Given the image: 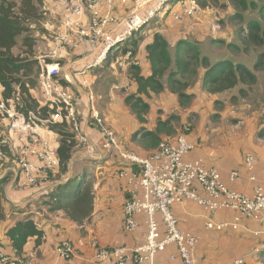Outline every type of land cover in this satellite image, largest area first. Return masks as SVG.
I'll list each match as a JSON object with an SVG mask.
<instances>
[{
  "label": "crops",
  "instance_id": "1",
  "mask_svg": "<svg viewBox=\"0 0 264 264\" xmlns=\"http://www.w3.org/2000/svg\"><path fill=\"white\" fill-rule=\"evenodd\" d=\"M44 7L45 15L48 17L45 26L50 32L49 35H43L45 40L46 36L50 38V41H47L51 44L46 52L48 54L54 46L55 35L64 29L63 26L70 16L59 0H44ZM132 8V1L127 6L117 5L114 9V15L118 19L124 18L132 11ZM226 11L228 12L223 13V15L218 13V16H221L219 22L230 27L229 22L236 13L232 6H228ZM167 17L169 16L167 15ZM217 18L205 14L201 16V23H194V25L190 21L177 22L167 18L162 20L165 25L163 24L158 30L149 32L143 37L140 34L141 41L137 48H134V51L139 63L136 67L139 68L141 76L147 78L152 74L147 48L153 43L156 35H161L171 47L172 51H170L174 53L176 45L181 41H189L194 44H201L206 38L217 41L209 35L210 22L215 21ZM87 20V16L83 18L84 23H87ZM224 29L218 40L225 42L233 39L228 34L231 31L230 28ZM189 31L190 33L194 31L195 36H187V34H190ZM131 42L132 40L128 44H131ZM119 50L111 52L103 66L86 71L84 75L75 76L74 73L82 70L88 59L95 53V50L90 46L84 47L78 52L62 54L55 62H58L62 69V78L69 76L71 82L63 79V85L71 90L77 98L78 113L82 118L80 122L86 133L97 138L96 133L87 126L86 120L93 108L104 115L101 110L97 109V105H102L101 99H103L104 94V98L106 100L109 98L111 101L112 109V114L109 113V121H106L108 126L116 132L120 144L122 143V149L128 153H136L142 157H147L157 148L140 146L139 142H133V135L142 128L153 131L157 126L158 119L166 120L173 114V111L175 112L181 108L178 97L169 91L159 95L153 94L150 99L144 97L151 109L146 116V124L141 125L125 102L129 95L137 92L138 84L133 74L134 67L130 65L131 63L125 54L121 56L113 55L115 51ZM44 55H40L35 59L38 65ZM47 61L49 63L54 62V60ZM114 69H116L114 81L108 87L104 84V76L106 71ZM200 78H202V74H199ZM126 82L130 83V88H124ZM197 86L189 90V93L195 96V103L193 104H196L197 101L201 102L203 98L206 100L208 96H213L204 92L198 94L202 90L200 80ZM0 96L3 98L1 89ZM155 96H157V101L153 98ZM196 96L199 98H196ZM36 98L40 101L37 93ZM41 130L43 137L50 141L54 148L58 149L60 143L58 135L44 127ZM5 136L4 138V135L0 133V139H3L1 142L8 144L10 152L13 145L21 146L19 139L11 135L9 130L5 132ZM165 139L163 137L162 140ZM189 140L197 146L193 155L195 158H201L208 166L217 169L224 183L230 189L248 196L252 195L255 184L250 180L251 173L246 169L245 157L252 155L256 159V168L252 174L256 177L257 184L264 187V139H260L258 143L254 142L248 145L245 150L242 146L237 147L238 144H236L235 147L227 146L217 151L208 149L198 132L196 136H191ZM76 160L88 159L78 156ZM89 161H92V164L98 165V167H90L91 170L85 167H72L74 164V160H72L68 173L61 174L58 168L52 173L50 183L37 188H22L19 182V167H3V164H0V180L6 175L10 177L5 187L3 201L5 219L0 220L1 253L12 254L14 252L15 249L7 237V232L15 223L27 218H31L38 229L44 232V238L40 245H37L36 238H31L21 252L33 264H115L113 260L101 261L97 259V253L101 249L120 246L138 247L145 243L147 227L144 216L137 218L139 227L135 232L126 233L123 230V208L128 200V194L126 193V181L119 177V171L122 168H127L128 164L114 157ZM233 171L241 173L240 180L235 183L230 181V174ZM74 175H78V182L81 178L86 177L92 184L94 193L93 210L82 224L70 218L64 210H51L56 202L55 199H52V195L58 194V189L62 185L69 181L72 182L75 178ZM173 212L179 221L180 228L198 238L196 251L198 264H231L239 258H246L249 264H264V255L251 256L253 249L264 241V236L261 234L262 227L256 221L242 219L239 224L233 225L236 228L228 227L220 232L208 229L209 222L215 225L233 223L235 213L229 211L209 213L190 201L176 205ZM66 240L75 249L74 259L68 262L61 260L56 254V249L60 243ZM172 256L176 257L175 261H171ZM155 263L182 264L175 247H169L166 252L158 255Z\"/></svg>",
  "mask_w": 264,
  "mask_h": 264
},
{
  "label": "built area",
  "instance_id": "2",
  "mask_svg": "<svg viewBox=\"0 0 264 264\" xmlns=\"http://www.w3.org/2000/svg\"><path fill=\"white\" fill-rule=\"evenodd\" d=\"M132 1V11L124 18L114 15L117 5L127 6ZM70 18L64 29L54 37V46L39 61V88L43 102L41 105L54 110L47 120H38L35 116L26 118L14 106H9L0 96V113L7 121L9 133L19 139L20 145H13L12 155L22 173V188H37L50 183L52 173L60 164L57 148L42 135V127L61 123L65 119L75 135L76 146L73 159L81 156L98 161L104 157L119 158L128 164L119 171V177L126 181L128 200L124 205L123 230L135 232L139 223L137 218L144 216L147 236L144 244L138 247L120 246L101 249L97 259L113 260L115 264H156L158 255L175 247L182 264H198L196 251L198 238L183 231L174 215L173 208L187 201L194 202L209 213L229 211L235 213L233 223L215 225L209 222L208 229L223 231L234 227L242 219L256 221L264 236V187L257 184L252 174L256 168V159L249 155L245 166L250 180L255 185L251 196L230 189L220 173L210 167L201 158H195V143L186 135L162 141L149 156L125 152L117 134L108 126L99 111L91 109L87 116V126L96 133V137L86 133L81 124L75 94L63 85L62 69L55 62L62 54L78 52L91 47L95 53L88 59L82 70L74 75H84L86 71L101 67L107 56L114 50L127 45L135 36L149 25L163 11L177 22L182 19L194 23L201 21L207 10L201 9L198 0H59ZM171 9H166L168 4ZM177 7V9H175ZM166 9V10H165ZM88 17L87 23L83 22ZM201 23V22H200ZM221 25L210 24L209 35L213 40L220 39ZM190 33V31H189ZM130 65H139L134 50L125 54ZM47 60H54L49 63ZM87 84V83H85ZM82 85H84L82 83ZM124 88H130L126 82ZM40 123V124H39ZM46 129V128H45ZM241 178L239 171L230 174L232 183ZM264 251V241L252 252ZM57 256L64 261L75 257V249L69 241H62L56 249ZM251 255V256H252ZM176 257L172 256L171 261ZM0 264H33L27 257L14 250L12 254L0 252ZM231 264H248L246 258L236 259Z\"/></svg>",
  "mask_w": 264,
  "mask_h": 264
},
{
  "label": "trees",
  "instance_id": "3",
  "mask_svg": "<svg viewBox=\"0 0 264 264\" xmlns=\"http://www.w3.org/2000/svg\"><path fill=\"white\" fill-rule=\"evenodd\" d=\"M217 2L218 0H198V4L203 10H214ZM230 3L232 7L244 11L257 6L261 19L249 22L246 30H241L245 34L241 42L246 51H249L250 48L262 47L264 45V3L261 4L259 0H230ZM43 6L44 0H0V89L4 101L9 106H14L26 118L33 114L38 120L44 121L50 118V114H53L54 110L41 105L36 98L37 92H34L32 86L26 81L31 78V74L39 72L38 63L34 59L30 60L13 53L18 45V38L29 32L28 24L40 20ZM238 16L236 14L232 18L230 17L231 21H234ZM29 39L30 37L24 39V46L33 48ZM212 42L224 44L220 40ZM138 44L139 42L135 41L133 47L137 48ZM170 50L172 51L167 41L161 35H156L153 43L147 48L152 70L151 76L147 78L141 76L139 68L134 67L133 74L138 84L137 92L129 95L125 102L141 125L146 124V116L151 109L146 99H150L153 94L159 95L169 91L178 97L181 108L189 107L195 98L193 94L189 93L192 88L191 80L197 76L199 68L203 70L200 87L204 93L210 95L223 94L239 86L252 90L259 84L256 73L264 71V53L260 55L255 65V73L242 64L235 65L230 61L212 64L208 58L202 57L198 46L189 41L179 42L173 55ZM127 51L125 50L124 54ZM31 83L33 84V82ZM240 93H242L241 96H244L246 91L241 88ZM176 120L177 117L173 114L166 120L158 119L157 126L153 131L142 128L133 135L132 140L145 147L158 148L159 144L164 141L163 137L169 140L174 135L173 124ZM3 124L7 125L8 123L0 113V128L2 129L4 128ZM45 126L60 139L57 149L59 169L61 174H66L69 172L76 146L75 135L70 129L71 125L63 119L61 123ZM263 127L261 126V128ZM258 138L264 139V129ZM0 151L5 152L6 150L0 147ZM18 171L20 182L22 173L19 168ZM9 180L10 177L7 175L0 180V220L5 219L3 201L5 187ZM86 180V177L81 178L74 193L66 191L70 187L71 181L59 187V193L52 195V199H55L56 202L51 210H64L70 218L82 224L90 216L94 201L92 184ZM7 237L13 248L21 253L31 238H36L37 245H40L44 238V232L38 229L31 218H27L15 223L8 230ZM259 254L264 255V251ZM255 255L258 254H253L252 257Z\"/></svg>",
  "mask_w": 264,
  "mask_h": 264
},
{
  "label": "rangeland",
  "instance_id": "4",
  "mask_svg": "<svg viewBox=\"0 0 264 264\" xmlns=\"http://www.w3.org/2000/svg\"><path fill=\"white\" fill-rule=\"evenodd\" d=\"M259 2L262 4L264 3V0H259ZM228 6H231L230 0H218V2L215 3L216 8L214 10H207V14L210 17H218L215 21L210 22L212 25H217V23H220L219 21L221 16L219 17L218 13L223 15V13L228 12L226 11L228 9ZM172 7L173 4L171 3L168 4L166 9H171ZM232 8L234 12L239 16L236 17L234 21L230 20V27L224 24L222 25L221 23L220 25L222 26L220 27L221 33L223 32V30H225L224 28H230L231 31L228 34H230V37H233V39L226 40L225 42H223V45H219L213 43L211 39L209 40V38H206L201 44H196V46H198V48L200 49L202 57L208 58L210 63L212 64L221 61H230L235 65L242 64L250 71L255 72V65L258 62L260 55L264 53V45L259 48H250L249 51H246L241 42V39L245 37V34L242 33L241 30H246V23H249L251 21H258L259 17L261 19V14L259 13L256 5L252 9L249 8L245 11L242 9H237L236 7ZM41 10L42 16L40 17V20L35 23H29V32L18 38V45L13 50L14 55H22L23 58L35 60L38 56L44 55L48 51L51 44L47 41H50V38L46 36L45 40V38L43 37V35L45 36L46 34H50L49 30L46 29L45 26L48 22V17L47 15H45L44 6L41 8ZM167 18L172 19L171 15L167 17V12L163 11L140 33H138L137 36H135L131 44H127L119 51H115L113 55H124L125 49L134 50V42L141 41V38H139L140 34L143 37V35L146 36L149 32L158 30L163 24L165 25V23H162V20ZM181 21L187 22L188 20L182 19ZM187 36L193 37L195 36V32L191 31V33L187 34ZM26 37H30L29 43L33 44V48L24 46V39ZM171 54L173 55L174 53L171 52ZM115 71L116 69L106 71V74L104 76V84H106L108 87L114 81ZM199 74H203L202 68L198 69V74L196 77H194L193 79L191 78L193 89L198 87L197 84L200 80ZM256 74L259 80H261L260 83L252 90L251 88L239 86L232 91L218 94L217 96H208L206 100L203 98L201 102L197 101L196 104H193L195 103L194 99L193 103H191L189 107H180V110H176L175 112L173 111V115L177 117V120L174 121L173 124L175 127V133L171 137V139H174L178 135H186L191 138V136H196L198 132V135L200 133L202 137V141L204 140L203 142L204 144H206V147L215 151H217L218 149H224L227 146L235 147L236 144H238L237 147L242 146L245 150L247 149L248 145H251L254 142L258 143L260 140L258 138V135L264 129V127L261 128V126L264 124V71L257 72ZM38 76L39 72L37 74L34 72L30 75L31 78L27 79L26 81L32 86L34 92H37L40 101L43 102L40 96L41 90L38 85ZM31 82H33V84ZM241 88L246 91L244 96H241ZM201 92L203 91L200 90L198 94H200ZM104 97L105 95L103 94V99H101L102 105H97V109L101 110V112L104 114H101L102 117H105V119L109 121V113L112 112L111 101L109 100V98H107L106 100ZM153 98L156 100L157 96ZM196 98L199 97L196 96ZM77 107H79L78 104ZM33 116L35 115L30 114V117ZM3 127V129L0 128V133L3 134L5 138V132L9 130V128L5 124H3ZM2 140L3 139H0V142ZM0 147L6 150L5 152L0 151V154H2L0 155V164H3V167H20L17 163L18 161L16 160L17 157L12 155L9 151L8 144L1 142ZM72 167H85L86 169L91 170L90 167H98V165H93L92 161L89 160L78 161L74 159V164ZM74 177L75 178L72 181L70 187H68V189L66 190L70 193H74L78 186V175H74ZM258 256H260V254H258Z\"/></svg>",
  "mask_w": 264,
  "mask_h": 264
}]
</instances>
